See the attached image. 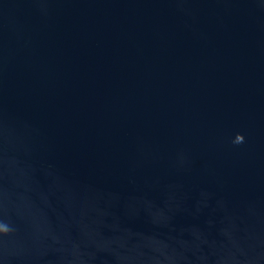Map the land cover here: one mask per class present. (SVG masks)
<instances>
[{
	"label": "water",
	"instance_id": "95a60500",
	"mask_svg": "<svg viewBox=\"0 0 264 264\" xmlns=\"http://www.w3.org/2000/svg\"><path fill=\"white\" fill-rule=\"evenodd\" d=\"M0 264H264V0H0Z\"/></svg>",
	"mask_w": 264,
	"mask_h": 264
}]
</instances>
